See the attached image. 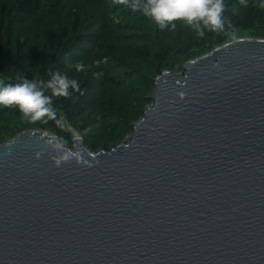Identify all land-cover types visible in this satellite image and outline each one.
<instances>
[{"label": "water", "instance_id": "95a60500", "mask_svg": "<svg viewBox=\"0 0 264 264\" xmlns=\"http://www.w3.org/2000/svg\"><path fill=\"white\" fill-rule=\"evenodd\" d=\"M154 86L91 167L55 166L35 130L0 145V264H264V40Z\"/></svg>", "mask_w": 264, "mask_h": 264}, {"label": "trees", "instance_id": "16d2710c", "mask_svg": "<svg viewBox=\"0 0 264 264\" xmlns=\"http://www.w3.org/2000/svg\"><path fill=\"white\" fill-rule=\"evenodd\" d=\"M259 1H261L259 6L261 10L249 11L252 4L257 5ZM262 1L264 0H224L225 8L222 19L225 22L233 16L249 11L238 21V26H248L253 21H264ZM144 2L145 0H127L126 3H121L120 0H0V84H15L25 78L37 82L38 88L51 97V91L44 87V83L51 78L52 73L56 71L61 73L84 59L96 60L101 66V71L103 67L106 68L101 78H94L81 85L78 92H73L70 87L71 96L68 98L51 97L50 106L56 112L57 117L63 116L73 129L84 133V128L75 121L80 116L81 110H84L89 95H96L103 85L109 86L114 92L119 89L124 92V86L135 80L133 71L120 70L123 65L116 62L110 49L101 48L102 41L111 39L119 42H137L143 36L153 37L150 41L154 43L157 40L155 44L159 48L156 47L161 57L166 59L182 55L190 48V45L188 47L186 45L187 48L183 49L184 44H181L180 40L183 36L181 29L173 32L171 27H166L161 30L141 10H132L133 4L142 5ZM49 18L56 22L46 25ZM134 18H139L141 22L145 20L151 22L155 29L148 33L134 26L131 27L128 23ZM30 23L41 28L43 45L38 49L31 45L24 50L25 41L15 39L14 60L10 65L11 72L8 73L3 68V63H7L5 61L8 57L7 46L12 43V33ZM168 30L171 32L167 33ZM136 36H140L138 40ZM111 44L114 45L113 42ZM24 52L28 55L27 64H23L22 61ZM105 90L97 96L102 95ZM138 109L139 107L136 111ZM140 110L135 113L122 110L118 116H115L116 112L113 111L111 114L104 115L105 119L108 117L111 121L109 124L111 130L116 132L114 138L122 135L128 126L132 128L130 124L140 114ZM5 112L13 116L21 114L16 106H0V113ZM20 117L23 116L20 115ZM46 125L57 138H66L64 131L61 127H57L54 121L48 119Z\"/></svg>", "mask_w": 264, "mask_h": 264}, {"label": "rangeland", "instance_id": "374dc122", "mask_svg": "<svg viewBox=\"0 0 264 264\" xmlns=\"http://www.w3.org/2000/svg\"><path fill=\"white\" fill-rule=\"evenodd\" d=\"M260 2L261 1H259L257 5L252 4L249 11H260ZM263 3L264 1H262V4ZM249 11L242 12L240 15L233 16L229 20H226L224 22V32H212L205 29V35L202 38L199 37L190 26L185 25L184 23L182 24L181 21H176V27L174 30L172 28V31L174 32L181 29L183 36L180 40L182 41L181 44H184L183 49L187 48L189 45L190 48H188L186 52H183L182 55L180 54L179 56L177 55L172 58L168 57L169 59L161 57V53L158 51L159 47L155 44L157 40L154 41V43L150 41L153 37H140L142 36L140 35L138 37H140L141 40L137 42H119L111 39L102 41L100 43L101 48L107 50L110 49L116 58V62L123 65L120 70L123 71L130 69L133 71V77L135 80L133 79L134 82L124 86V92H121V89L115 90L117 92H114L109 86L106 87L103 85L96 95H89L84 110H81L80 116L75 121L84 128V133H82V135L86 149L95 154L100 151L110 152L113 148L128 141L132 136L133 125L139 122L142 119L144 112L152 106L151 98L155 88L154 83L163 73L170 72L174 74H182L188 63L211 53L223 45L240 39L264 40L263 20L257 22L253 21L248 26H243L244 28L237 25L238 21L248 14ZM55 22L54 19L52 21L49 18L46 25H52V23ZM128 24H130L131 27L134 26L138 30H143L148 33L153 32V29H155L151 22L146 20L141 22L139 18L130 20ZM40 30L41 28L38 25L30 23L23 25L22 28H18L17 32L12 33V43H9L7 46L8 57L5 60L7 63H3V68H5L6 72H11L10 65L14 60L16 49V43L14 40L19 39L25 41L26 47L24 50L31 45L38 49L43 45V36ZM169 32H171V30H168L167 33ZM138 37L136 36L137 40ZM112 42L114 45L111 44ZM23 57V64H27L28 55L25 52ZM79 62H82L85 65L83 71L77 72L74 64L68 69L63 70L61 74L68 76L69 79H76L80 86L90 82L94 78H101L104 74L103 72L106 70V68L103 67V71H101L100 64L94 59H84ZM98 74L100 76H97ZM104 89H106L105 92L98 97L97 95ZM137 107H139L138 111L141 110L136 119L131 122L130 125L132 128H129L128 126L122 135L114 138L116 132L111 130V125H109L111 124V121L108 117L105 119L104 115L107 113L111 114L113 111L114 113L116 112L114 115L118 116L122 110H128L135 113L138 112L136 111ZM20 115L22 114H15V117L11 113H0V145L9 142L18 134L26 130H35L44 136L54 135L52 130L49 129L43 120L31 122L25 117H20ZM61 129L66 135V138H63L66 142V146L73 147V136L71 131L73 128Z\"/></svg>", "mask_w": 264, "mask_h": 264}, {"label": "clouds", "instance_id": "9594fccd", "mask_svg": "<svg viewBox=\"0 0 264 264\" xmlns=\"http://www.w3.org/2000/svg\"><path fill=\"white\" fill-rule=\"evenodd\" d=\"M120 2L126 3L127 0H120ZM224 8V0H145L142 5L139 3L132 5L133 11L141 10L161 30L166 27L175 28V22L182 21L201 38L205 35V29L212 32L225 31L222 19ZM74 66L77 72H81L85 68L82 62H76ZM44 87L51 91V97H70V87L73 92L80 91L78 81L69 79L60 71L52 73L51 78L44 83ZM51 97L45 95L44 91L38 88L37 82L25 78L15 84H0V106H16L23 117L31 122L43 120L46 123L50 119L54 121L57 127L71 128L63 116L57 117L56 112L50 106ZM71 131L75 147L66 146L63 138L54 136L47 141L49 153L55 156V166L58 167L62 163L74 161L77 164L91 167L96 154L88 152L87 157L93 159L85 158V153L79 147L83 140L82 133L75 129ZM42 154L43 152H36L34 157L39 159Z\"/></svg>", "mask_w": 264, "mask_h": 264}]
</instances>
